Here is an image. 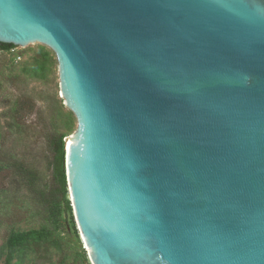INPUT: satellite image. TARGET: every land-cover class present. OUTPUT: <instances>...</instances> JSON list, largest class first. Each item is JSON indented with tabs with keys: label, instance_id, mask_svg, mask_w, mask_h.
<instances>
[{
	"label": "water",
	"instance_id": "obj_1",
	"mask_svg": "<svg viewBox=\"0 0 264 264\" xmlns=\"http://www.w3.org/2000/svg\"><path fill=\"white\" fill-rule=\"evenodd\" d=\"M0 42L57 58L92 264H264V0H0Z\"/></svg>",
	"mask_w": 264,
	"mask_h": 264
},
{
	"label": "rangeland",
	"instance_id": "obj_2",
	"mask_svg": "<svg viewBox=\"0 0 264 264\" xmlns=\"http://www.w3.org/2000/svg\"><path fill=\"white\" fill-rule=\"evenodd\" d=\"M43 52L52 55V63L40 75L34 66ZM70 115L74 116L62 97L58 61L49 47L32 43L0 49V249L11 230L28 231L43 225L62 242V249L30 253L26 264H92L71 214L57 213L64 201L56 192L49 140L52 135L70 136L76 131V118L72 123ZM14 159L36 170L38 180L33 187L16 174ZM5 259L4 255L0 264Z\"/></svg>",
	"mask_w": 264,
	"mask_h": 264
},
{
	"label": "trees",
	"instance_id": "obj_3",
	"mask_svg": "<svg viewBox=\"0 0 264 264\" xmlns=\"http://www.w3.org/2000/svg\"><path fill=\"white\" fill-rule=\"evenodd\" d=\"M15 47L16 46L13 44L0 42V49L11 50ZM42 56V60L34 66V72L40 75H45L49 71L52 63V55L49 52H43ZM69 118L70 122L74 123L75 117L70 115ZM1 137L2 132L0 130V138ZM66 137L67 136L65 134L60 133L52 135L49 140L53 153L52 165L53 175L56 182V192L61 194L64 201V208L62 209L61 203H59L57 213L61 215L64 211L69 212L73 218L74 228L78 232L77 223L74 218V208L69 197V187L66 173ZM1 151L2 148L0 149V152ZM11 163H13L15 172L19 178L21 180H26L27 183L33 187L38 180V173L36 170L27 166L22 160L14 159ZM7 248L9 249L8 251ZM55 248L62 249V242L60 239L55 237L54 231L46 225H43L39 229H32L28 231L11 230L0 249V261L5 255L6 259L4 264H26L27 257L30 253H36L41 250L49 252ZM53 264H57V262H54Z\"/></svg>",
	"mask_w": 264,
	"mask_h": 264
},
{
	"label": "bare ground",
	"instance_id": "obj_4",
	"mask_svg": "<svg viewBox=\"0 0 264 264\" xmlns=\"http://www.w3.org/2000/svg\"><path fill=\"white\" fill-rule=\"evenodd\" d=\"M68 137H70V136H68ZM69 142V141H68Z\"/></svg>",
	"mask_w": 264,
	"mask_h": 264
}]
</instances>
